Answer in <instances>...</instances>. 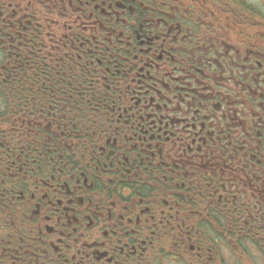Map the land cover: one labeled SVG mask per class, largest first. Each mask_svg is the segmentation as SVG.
<instances>
[{
    "label": "flooded vegetation",
    "instance_id": "af4514ba",
    "mask_svg": "<svg viewBox=\"0 0 264 264\" xmlns=\"http://www.w3.org/2000/svg\"><path fill=\"white\" fill-rule=\"evenodd\" d=\"M0 212V264H264V0H0Z\"/></svg>",
    "mask_w": 264,
    "mask_h": 264
},
{
    "label": "trees",
    "instance_id": "16d2710c",
    "mask_svg": "<svg viewBox=\"0 0 264 264\" xmlns=\"http://www.w3.org/2000/svg\"><path fill=\"white\" fill-rule=\"evenodd\" d=\"M49 5L51 6V4H49ZM56 8L58 9V7H56ZM135 11L138 13L146 12L144 9H139V8H137ZM53 13H56V11L53 10ZM95 21H97L95 25H93L91 23L92 20H89V19L83 21V23H81L79 21L74 23V25L76 26L73 28L74 37H77L79 34L81 35L83 28H92L91 34L93 35V37H95V39L93 40V37L91 38V44L89 45L90 50L96 48L97 52L106 51V45L105 44L108 43V41H107L106 31L103 27V25L107 26L106 20H105V18H102L100 20L95 19ZM100 22H101V25L99 24ZM134 22L135 23L140 22V20H135ZM13 102L14 101L11 102L8 99L4 102V104L6 106V110H5L4 114L10 115L12 113L9 111V109H11L9 107H11V103L13 104ZM11 123H12V120H11ZM6 134H8V133H6ZM2 215H6V212H4V213L0 212V217ZM4 219H7V218L4 217Z\"/></svg>",
    "mask_w": 264,
    "mask_h": 264
}]
</instances>
